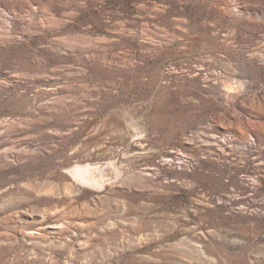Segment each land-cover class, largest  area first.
<instances>
[{
	"label": "rangeland",
	"instance_id": "1",
	"mask_svg": "<svg viewBox=\"0 0 264 264\" xmlns=\"http://www.w3.org/2000/svg\"><path fill=\"white\" fill-rule=\"evenodd\" d=\"M0 264H264V0H0Z\"/></svg>",
	"mask_w": 264,
	"mask_h": 264
}]
</instances>
